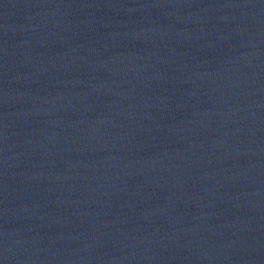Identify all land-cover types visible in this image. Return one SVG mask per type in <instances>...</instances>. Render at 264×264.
Returning a JSON list of instances; mask_svg holds the SVG:
<instances>
[{
  "label": "water",
  "instance_id": "95a60500",
  "mask_svg": "<svg viewBox=\"0 0 264 264\" xmlns=\"http://www.w3.org/2000/svg\"><path fill=\"white\" fill-rule=\"evenodd\" d=\"M0 264H264V0H0Z\"/></svg>",
  "mask_w": 264,
  "mask_h": 264
}]
</instances>
